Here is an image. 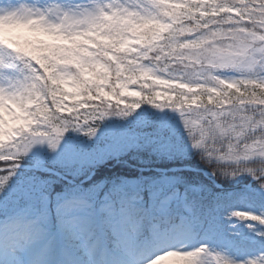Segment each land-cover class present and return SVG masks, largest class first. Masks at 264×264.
I'll use <instances>...</instances> for the list:
<instances>
[{
  "label": "snow or ice",
  "instance_id": "6c2138e0",
  "mask_svg": "<svg viewBox=\"0 0 264 264\" xmlns=\"http://www.w3.org/2000/svg\"><path fill=\"white\" fill-rule=\"evenodd\" d=\"M141 151L198 154L264 197V0H0V264H201L225 242L217 213L258 221L261 243L216 264H264V211L225 207L253 192L183 175L85 185Z\"/></svg>",
  "mask_w": 264,
  "mask_h": 264
},
{
  "label": "rangeland",
  "instance_id": "374dc122",
  "mask_svg": "<svg viewBox=\"0 0 264 264\" xmlns=\"http://www.w3.org/2000/svg\"><path fill=\"white\" fill-rule=\"evenodd\" d=\"M139 111V109L137 110ZM157 112H160L157 111ZM161 114L167 113L168 116H170L172 118V120L179 122L180 120V114L173 110V111H167L162 110L160 112ZM172 113V114H171ZM107 120H115L118 123H122L124 122L123 120H121L118 117H108L106 118ZM101 126L103 125L104 122H100ZM65 137L68 140V146L70 149L72 150H80L82 148L85 147V137L82 136L80 133L77 132H73L72 130H68L65 133ZM95 139V138H94ZM108 138L107 137H102L100 138L99 142L96 144H92L89 143L87 146L88 147H92V148H97V147H103L106 143V140ZM143 152V151H141ZM130 153V152H129ZM129 153H124L122 154L118 159H108L105 160L103 163H106L108 161H114L113 162V167L115 165H126L128 167L127 171H130V168H136L137 171H135V173L133 174H123L120 178L122 179H126L129 181H140V180H150V179H157L163 175H167V176H176L177 174H170L168 171H165L164 169H161L158 166H151V165H143V166H139V165H134L128 161H125L124 163H122V160L120 159L122 156L129 154ZM136 153V154H135ZM149 153L146 151V154ZM131 155L135 156L137 155V152H132ZM147 161V160H145ZM24 165H28L29 161L26 159L25 161H23ZM108 164V163H106ZM112 166L108 165V168H112ZM185 166L187 168V170L192 171V172H200V175L202 177H204L205 179L209 180L210 182H212L213 185L218 186V187H222V184L220 182H218V179H214L211 176V173L209 171V167L207 168H197L195 166H192L190 164H185L182 165ZM181 166V167H182ZM99 166H97L96 168H98ZM178 166H173L170 167L168 169H177ZM95 173V171H94ZM93 173V174H94ZM93 177V175H92ZM91 177V178H92ZM100 173L97 174V178L94 180H88L87 182H85V185H87L88 183H90V181H96V180H106V179H114V178H108L105 176L104 177H100ZM253 180V178L247 174H241L239 177H235L231 180H228L229 182H231L232 184H235L236 186L240 185L241 187H245V188H251L254 189L255 185L253 183H255V181H251ZM60 188H58L55 192H62L65 188V183L63 181L56 183V186H58ZM55 185L53 186L56 187ZM63 186V187H61ZM227 187H231V186H227ZM234 209L237 210H249L251 212L252 215H257L259 214V210L256 209L253 206H249V207H245V206H236L234 207ZM217 219L218 222L220 224L221 230L223 232V235L225 237V242H218L214 245H211L209 247V251L207 254H202L201 257V264H216V257L217 256H223L226 257L228 259H232V260H236V259H241L244 257H250L253 255L254 250L258 249L260 246V239L258 236H256V234L250 230L249 225L255 227L256 229L260 228V223L258 221H253L251 219H246V220H240L238 218L235 217H231L229 218L228 221H225L224 219H221L219 216V213H217ZM239 241L241 242L240 246H236L233 244L228 243L227 241Z\"/></svg>",
  "mask_w": 264,
  "mask_h": 264
},
{
  "label": "trees",
  "instance_id": "16d2710c",
  "mask_svg": "<svg viewBox=\"0 0 264 264\" xmlns=\"http://www.w3.org/2000/svg\"><path fill=\"white\" fill-rule=\"evenodd\" d=\"M142 108H149L150 111H154L157 112L159 110L157 109H153L151 108L150 105H142ZM165 110V109H163ZM167 111H173V109H167ZM162 110H160L161 112ZM172 114V113H171ZM132 152H130L129 154H126L124 156H122L120 159L122 160V163H124L125 161H128L134 165H139V166H143V165H151V166H160V167H172V166H178V165H184V164H190L192 166H195L197 168H207L209 167L208 165H205L201 162L200 157L198 154H193L191 156L185 157L184 159H166V158H161L156 156L155 154H151V153H147L146 151L143 152H137V155L133 156L131 155ZM136 154V153H135ZM147 160V161H145ZM114 161H108L106 163H101L100 165H98L99 167L95 169V173L93 174V177L91 178V180H94L97 178V174L100 173V177H110V178H120L123 174L129 175V174H133L135 173V171H137L136 168H130V171H127L128 167L126 165H115L114 167L113 165ZM109 166H112V168H108ZM174 174L177 175H183L186 178L188 177H195L197 179H199L201 182L205 183L208 185L210 192L212 194L215 193H221V192H230V193H240L244 190H248L250 192H253L254 195L251 198H240L239 196H233L232 199L228 200L225 204L226 208H234L236 206H245V207H249V206H253L256 209L260 211H264V197H261L259 195V193H255V188L251 189V188H243L240 185L236 186L235 184H232L231 182H229L227 179H223V178H218V182H220L222 184V187H218L212 184V182H210L209 180L205 179L204 177H202L200 175V172H192L189 171L187 169H183V170H177ZM99 177V178H100ZM106 180H111V179H106ZM91 182V181H90ZM255 185V183H253ZM56 186V184H55ZM227 186H231V187H227ZM63 187V186H61ZM60 188L59 185L54 187V192ZM181 190H182V186H181ZM143 199L145 202H147V200L149 199L148 197V193L144 192L143 193ZM248 258H250L248 256Z\"/></svg>",
  "mask_w": 264,
  "mask_h": 264
},
{
  "label": "clouds",
  "instance_id": "9594fccd",
  "mask_svg": "<svg viewBox=\"0 0 264 264\" xmlns=\"http://www.w3.org/2000/svg\"><path fill=\"white\" fill-rule=\"evenodd\" d=\"M55 197V193L53 194V198ZM53 211H55V209L53 208Z\"/></svg>",
  "mask_w": 264,
  "mask_h": 264
}]
</instances>
